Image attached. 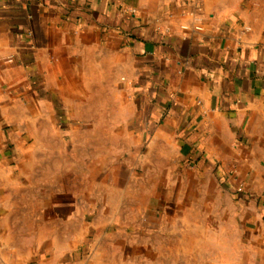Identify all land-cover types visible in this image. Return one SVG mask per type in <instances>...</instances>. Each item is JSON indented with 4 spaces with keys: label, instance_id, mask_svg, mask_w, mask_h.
<instances>
[{
    "label": "crops",
    "instance_id": "obj_1",
    "mask_svg": "<svg viewBox=\"0 0 264 264\" xmlns=\"http://www.w3.org/2000/svg\"><path fill=\"white\" fill-rule=\"evenodd\" d=\"M0 264H264V0H0Z\"/></svg>",
    "mask_w": 264,
    "mask_h": 264
}]
</instances>
